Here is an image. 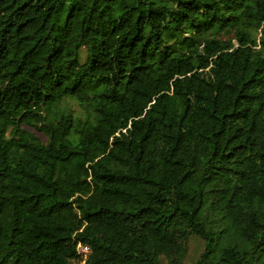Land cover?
I'll use <instances>...</instances> for the list:
<instances>
[{
  "label": "trees",
  "instance_id": "1",
  "mask_svg": "<svg viewBox=\"0 0 264 264\" xmlns=\"http://www.w3.org/2000/svg\"><path fill=\"white\" fill-rule=\"evenodd\" d=\"M79 246L264 264V0H0V264Z\"/></svg>",
  "mask_w": 264,
  "mask_h": 264
},
{
  "label": "rangeland",
  "instance_id": "2",
  "mask_svg": "<svg viewBox=\"0 0 264 264\" xmlns=\"http://www.w3.org/2000/svg\"><path fill=\"white\" fill-rule=\"evenodd\" d=\"M201 251H202V249H201L200 244L197 241H194L192 243V250H191L192 258L195 256L197 257Z\"/></svg>",
  "mask_w": 264,
  "mask_h": 264
},
{
  "label": "built area",
  "instance_id": "3",
  "mask_svg": "<svg viewBox=\"0 0 264 264\" xmlns=\"http://www.w3.org/2000/svg\"><path fill=\"white\" fill-rule=\"evenodd\" d=\"M79 252L83 256V260L80 264H86L87 256L90 253L89 248L79 246Z\"/></svg>",
  "mask_w": 264,
  "mask_h": 264
}]
</instances>
